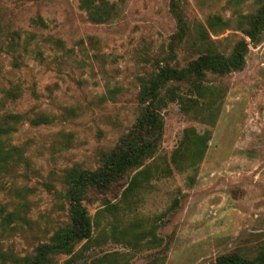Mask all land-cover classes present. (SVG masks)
<instances>
[{
  "label": "rangeland",
  "instance_id": "374dc122",
  "mask_svg": "<svg viewBox=\"0 0 264 264\" xmlns=\"http://www.w3.org/2000/svg\"><path fill=\"white\" fill-rule=\"evenodd\" d=\"M108 1L110 18L101 23L81 0H0V87L22 86L17 98L0 99V115H25L10 139L22 147L24 162L0 177V223L8 211L17 213L0 224V250L33 256L70 222L63 175L72 167H99L101 151L132 128L141 108L140 77L172 51V63L183 67L211 42L228 54L246 38L243 69L208 73L200 92L170 83L178 98L162 107L158 147L108 190L87 193L92 236L52 260L215 264L229 253L254 258L264 249V36L251 43L242 28L261 0H177L187 27L181 42L170 0ZM15 32L20 43L11 52ZM48 36L65 49L43 47L42 61L35 44Z\"/></svg>",
  "mask_w": 264,
  "mask_h": 264
},
{
  "label": "trees",
  "instance_id": "16d2710c",
  "mask_svg": "<svg viewBox=\"0 0 264 264\" xmlns=\"http://www.w3.org/2000/svg\"><path fill=\"white\" fill-rule=\"evenodd\" d=\"M170 4L171 12L180 24L177 37L178 42H181L187 32L184 15L177 0H170ZM109 6L108 0H81V7L93 20L101 23L110 18L107 13ZM209 28L214 31L212 23ZM242 29L251 43L258 42L264 36V0H261L256 13L248 17L246 26ZM205 34V38L210 37L208 30H205ZM19 37L20 33L15 32V36L9 43L11 52L17 50L20 42L14 40ZM48 37L46 41L45 38L43 39L42 45L35 44L34 52L42 61L45 60L43 47L52 50L65 49V44L61 39ZM32 39H35L34 35L27 37L24 49L27 50L28 45L32 44ZM209 44L204 53L183 67L172 63L176 58L175 52L172 51L162 62L157 63V67L150 75L139 78L138 100L141 108L132 128L121 136L112 149L101 151L99 167L94 170L72 167L67 169L63 175V183L67 186L66 197L70 203V222L56 230L50 241L37 247L33 256L20 257L0 250L1 262L9 260L11 264H54L53 255L70 254L78 242L92 236V221L83 204L85 196L92 189L108 190L113 184L123 179L129 171L140 167L145 158L153 154L163 135L162 107L167 99L177 100L178 98L174 86L170 83L185 82L193 90L200 92L208 73L227 74L244 68L249 49V41L246 38L239 40L228 54L220 51L213 42ZM15 64H19L17 58ZM20 92H22L21 84L12 82L9 87H0V99L7 96L17 98ZM24 119L23 113L12 111L0 115V177L2 173L24 162L22 147L10 142L11 133L18 129ZM177 203L178 200L174 204ZM4 210V208L0 209V214ZM16 218V211H8L3 215L0 224H9ZM215 264H264V249L252 259L240 253L221 255L217 257Z\"/></svg>",
  "mask_w": 264,
  "mask_h": 264
}]
</instances>
